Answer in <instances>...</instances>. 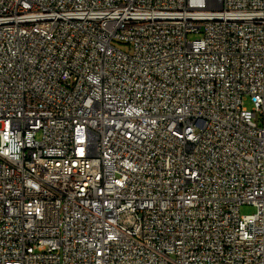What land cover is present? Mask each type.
Masks as SVG:
<instances>
[{"label": "built area", "instance_id": "built-area-1", "mask_svg": "<svg viewBox=\"0 0 264 264\" xmlns=\"http://www.w3.org/2000/svg\"><path fill=\"white\" fill-rule=\"evenodd\" d=\"M0 264H264V0H0Z\"/></svg>", "mask_w": 264, "mask_h": 264}, {"label": "rangeland", "instance_id": "rangeland-1", "mask_svg": "<svg viewBox=\"0 0 264 264\" xmlns=\"http://www.w3.org/2000/svg\"><path fill=\"white\" fill-rule=\"evenodd\" d=\"M114 46H115L117 49H119V50H121V51H123V52H128V51H129V47H130L128 44H124V43H120V42H115V43H114ZM244 106H245L247 109H249V110H251L252 107H253V105H252V103H251V101H250L249 99H246V100L244 101ZM255 212H256V208L253 207V206H243V207L241 208V210H240V214H241V216L252 215V214H254Z\"/></svg>", "mask_w": 264, "mask_h": 264}]
</instances>
